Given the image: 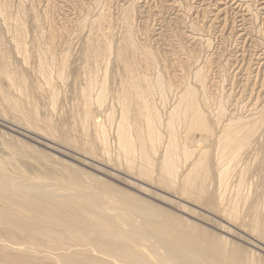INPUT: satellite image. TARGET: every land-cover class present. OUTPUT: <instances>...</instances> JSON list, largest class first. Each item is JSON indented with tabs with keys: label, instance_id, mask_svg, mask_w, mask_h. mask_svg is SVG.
Wrapping results in <instances>:
<instances>
[{
	"label": "rangeland",
	"instance_id": "rangeland-1",
	"mask_svg": "<svg viewBox=\"0 0 264 264\" xmlns=\"http://www.w3.org/2000/svg\"><path fill=\"white\" fill-rule=\"evenodd\" d=\"M135 263L264 264V0H0V264Z\"/></svg>",
	"mask_w": 264,
	"mask_h": 264
},
{
	"label": "bare ground",
	"instance_id": "bare-ground-1",
	"mask_svg": "<svg viewBox=\"0 0 264 264\" xmlns=\"http://www.w3.org/2000/svg\"><path fill=\"white\" fill-rule=\"evenodd\" d=\"M62 215H63V214H62ZM64 216H65V215H64ZM64 216H62V217L59 218V222H58V223L62 225V228L67 229L68 226H69V224L66 225L67 222H66V219L63 218ZM56 222H57V221H56ZM65 225H66V226H65ZM55 226H57V225H55ZM59 226H60V225H59ZM84 229H85V228H84L83 223H79V224H77V225L74 224V228H73V230H74L75 232H78V233H76L78 239H80V238H82V237L85 236V235H83V232L85 231ZM68 230H69V228H68ZM68 230H67V231H68ZM67 231H66V232H67ZM64 232H65V231H64ZM85 232H86V231H85ZM67 233H71V232L68 231ZM67 233H66V234H67ZM73 236H75V235H73ZM79 236H80V237H79ZM85 237H86V236H85ZM73 238H74V237H73ZM86 238H87V237H86ZM97 238L100 239V238H102V237H97ZM74 239H75V238H74ZM93 239H94V238H93ZM76 240H77V239H76ZM81 240L83 241L84 238H82ZM90 240H91V239H90ZM94 240H95V239H94ZM101 240L103 241V239H100V242H101ZM104 240H105V239H104ZM87 241H88V240H87ZM87 241L84 240V242H87ZM98 241H99V240H98ZM81 243H83V242H81ZM87 243H89V242H87ZM87 243H86V244H87ZM91 244H94V245L96 244V245H97V244H99V243H97V242L95 243V242H94V243H91ZM63 245H64V244H63ZM84 245H85V243H84ZM69 246H70V245H69ZM86 246H88V245H86ZM86 246H85V247H86ZM64 247H65V246H64ZM88 247H89V246H88ZM97 247H99V246H97ZM101 247H102V246H100V248H101ZM62 248H63V247H62ZM68 248H69V247H68ZM94 248H95V247H94ZM100 248H99V249H100ZM101 249H104V248H101ZM115 249H116V248H115ZM103 251H104V250H103ZM111 253H112V252H111ZM120 253H121V252H120ZM113 255H120V256H123V257H125V258H127V259H129V260H131V259L134 260V259H135V261H137L136 257H135V256L133 257V255H131L130 253L126 255V254H123V252H122L121 254L116 253V252H113ZM113 255H112V257H113ZM118 257H119V256H118ZM115 258L117 259V256H115ZM108 260H109V258H108ZM140 261H141V260H140ZM141 262H142V261H141ZM135 264H136V263H135Z\"/></svg>",
	"mask_w": 264,
	"mask_h": 264
}]
</instances>
